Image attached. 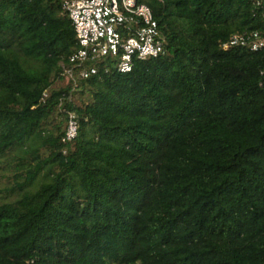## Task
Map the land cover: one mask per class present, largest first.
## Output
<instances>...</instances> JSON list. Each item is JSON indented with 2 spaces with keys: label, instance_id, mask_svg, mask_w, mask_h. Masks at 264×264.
<instances>
[{
  "label": "trees",
  "instance_id": "1",
  "mask_svg": "<svg viewBox=\"0 0 264 264\" xmlns=\"http://www.w3.org/2000/svg\"><path fill=\"white\" fill-rule=\"evenodd\" d=\"M137 2L164 53L72 82L62 0H0V264H264V11Z\"/></svg>",
  "mask_w": 264,
  "mask_h": 264
},
{
  "label": "built area",
  "instance_id": "2",
  "mask_svg": "<svg viewBox=\"0 0 264 264\" xmlns=\"http://www.w3.org/2000/svg\"><path fill=\"white\" fill-rule=\"evenodd\" d=\"M264 11V0H253ZM62 9L73 26L77 48L63 67L67 80L75 82L98 73L94 61L107 57L119 72H128L136 59L155 57L165 51L161 35L150 8L137 0H62ZM234 46L258 50L264 36L257 30L231 35L221 43L222 49ZM107 71L108 66L103 65ZM78 123L74 110L66 111L63 141L77 135Z\"/></svg>",
  "mask_w": 264,
  "mask_h": 264
},
{
  "label": "rangeland",
  "instance_id": "3",
  "mask_svg": "<svg viewBox=\"0 0 264 264\" xmlns=\"http://www.w3.org/2000/svg\"><path fill=\"white\" fill-rule=\"evenodd\" d=\"M12 168H1L0 167V191L5 188V186L9 183L7 175L9 174L8 171H10ZM2 196V193L0 192V197Z\"/></svg>",
  "mask_w": 264,
  "mask_h": 264
}]
</instances>
